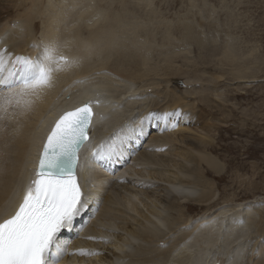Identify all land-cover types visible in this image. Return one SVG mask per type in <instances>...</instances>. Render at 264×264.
Wrapping results in <instances>:
<instances>
[{
	"label": "bare ground",
	"instance_id": "bare-ground-1",
	"mask_svg": "<svg viewBox=\"0 0 264 264\" xmlns=\"http://www.w3.org/2000/svg\"><path fill=\"white\" fill-rule=\"evenodd\" d=\"M150 2L151 0H140L137 3L133 0H0V49L6 46L7 51L13 56L29 53V57L35 58L41 55L45 46L51 45L56 47L58 53L66 55L71 60L63 70L53 73L48 86L25 97L24 100L28 103H13L8 107L7 112H0L2 117L0 118V219L10 212L33 178L38 154L52 122L66 110L89 100L99 99L100 104L93 106L105 115L99 118L96 114L93 118L92 129L96 132L95 138L92 142L90 138L80 151V166L77 174L81 177L83 188H87L85 184L87 165L92 163L90 150L93 149L98 134L108 137L110 142L115 144L116 151L111 156L117 164L123 163L118 158L120 153L124 162H127L122 171L117 173H124L127 168L135 165V175L139 177L130 175L129 177L133 179H123L119 183L115 176H108L94 165V169L91 170L93 179L88 186L93 187L88 192V204L98 208L96 212L93 211L83 230L76 235L77 241L68 243L67 253L72 254V246L74 250L78 245L81 249L87 248L85 250L96 249L95 243L90 244L84 240L88 238L86 237L88 222L110 223L111 220H115L112 227L126 234L125 237H120L124 244L132 246L139 242L137 256L130 259L133 264H167L173 252L179 250L189 253L181 259L184 261L179 260L185 264H264V205L232 206L228 203H233V199L224 198L219 201L220 198L217 197L219 192L217 181L223 180L224 174L228 171L225 162L217 157V151L223 149L225 152L229 151L231 145L225 140L235 128L228 122L227 114L228 102H230L227 95L231 93L227 91L229 94L223 95L224 99L218 100L216 102L218 105L213 106L210 103H214L213 97L218 96V92L215 93L214 89L216 84L212 85V89L201 85L200 90L197 88L187 94L177 92V89L169 85L167 78L173 79L176 76L174 74H178L176 72L182 69L173 64V56L176 55L173 52L171 58L168 55L162 57V61L164 60L162 64L153 63L151 55H148L152 51L151 41L154 42V34L149 31L148 21L152 15L158 14L155 11L153 14V10H149L152 5L148 9ZM139 6V11L143 10L144 16H141L144 13L140 15L136 10ZM142 17L145 22L143 23L144 20L138 22ZM138 23H141L140 27ZM151 24L153 26L154 23ZM188 28L185 27V31L190 32ZM139 32L145 34L143 40H137L136 43L131 41L132 38L126 39L129 34L135 35L134 37L140 36ZM168 32L166 30L165 33L161 32L163 33L161 39L164 41L169 39ZM182 35L187 37L188 34ZM188 37L191 38L189 35ZM232 38L224 39L223 43H220L222 46L217 42L219 47H216L214 41L213 46L211 45L213 48L211 56L217 55L219 59L217 65L222 68L226 66L228 69H226L228 73L220 72L212 80L218 82L224 80L230 83V79L244 81L255 78L256 70L251 69L253 64H257L255 49H252L254 54L251 50H247L248 53H239V46L235 45L236 41L234 42ZM193 42L202 50L199 36ZM203 59L202 61L206 62ZM188 60L186 62L190 64ZM101 69L104 70L101 71L102 73H108L106 77L90 78L92 72L96 71L98 74V70ZM181 73L186 76L185 70ZM138 81L145 83L137 87L134 82ZM197 81H202L201 76ZM188 82L189 80L186 83L191 84ZM203 83L205 84V81ZM148 88H151L149 92ZM193 94L197 95L200 102L185 100ZM176 110L183 115L172 118L178 120L175 127L171 126V121L166 126L163 120L145 121L143 125L140 123L141 118L149 112L163 114ZM210 114H221L224 119L221 118L224 124L217 125L216 133L213 126L208 124L207 118ZM203 121L208 123L201 124ZM99 125H104L108 131L100 132ZM185 126L190 127L189 132L194 135L184 134V129L181 127ZM120 127H124L123 133L116 131V138L112 140L113 135L109 137L110 133L119 130ZM162 128L165 129L164 133H161ZM152 131L154 132L149 135ZM140 137L143 139L142 143ZM220 141L221 144H218ZM177 143L178 146L181 144V148L179 146L172 150L171 146ZM165 146H169L170 149L168 147L166 149ZM209 175L217 178L211 179ZM234 177L240 185L247 181L239 171ZM146 184L150 186L147 188ZM152 186L155 189L150 188ZM138 195L147 201L155 202L153 208L149 204L146 205L147 210L150 207L148 214L137 211L140 218L129 219L113 213L111 203L124 202V205H130V208L131 203L135 201L133 197L138 198ZM132 198L134 201L131 200ZM134 206L132 210L135 211ZM197 209L200 216L195 218L198 215H191L190 211ZM168 210L170 215L166 216ZM124 211L126 212L125 209ZM161 224L165 225L166 231L164 228H162L164 231L161 229ZM223 226H228L231 230L235 229L236 236L232 239L231 235L227 242L228 247L232 243L236 246L232 251L234 253L224 250L218 258L209 254L207 248L216 242L215 232ZM98 229L102 228L98 227ZM114 231L117 232L112 229V232ZM90 234L95 235V233ZM88 239L93 241L96 238ZM117 249L120 250L122 247L119 245ZM110 252L111 256L108 252L103 253L99 250L100 259L111 260L116 251L110 250ZM123 253L129 255L127 252L123 251ZM191 253H195V256L192 257ZM67 255L62 256V264L66 263ZM77 255L80 261L85 256L79 253Z\"/></svg>",
	"mask_w": 264,
	"mask_h": 264
},
{
	"label": "rangeland",
	"instance_id": "rangeland-1",
	"mask_svg": "<svg viewBox=\"0 0 264 264\" xmlns=\"http://www.w3.org/2000/svg\"><path fill=\"white\" fill-rule=\"evenodd\" d=\"M133 1H135L137 3L140 0L139 1L133 0ZM150 6H151V8L149 9ZM147 7L149 10H151V11L153 10L152 11L153 14H154V11L156 14L157 13L159 14V15L158 14L156 15L157 17L155 16V14L154 15L151 14L152 18H150V20L148 21L149 31L152 32V34H154V37H156V38L153 37L154 42L151 41L152 51H151V54L150 53L148 54V55H151V61L153 63L158 62L155 64H159L160 62L162 64V62H164V60L162 61V59L165 58V55L166 56L168 55L169 58H171V56L173 54H176L173 56V62H174L173 64H175V67L177 65L178 68L181 67L180 69L185 70L186 76H184L183 73H181L184 70L183 71L179 70L178 72H176L178 74H174L176 76H174L173 79L170 77H168V78L165 77V78L169 79L168 80L170 82L169 85H171L172 87L177 89L176 90L177 92L179 91L182 94H184L183 92H185V94H187V92H189L191 90H196L197 88H198V90H200L201 85L204 87L205 86L210 87L212 89V85L216 84V87L214 89L216 91L215 93L218 92V96L215 97L216 99L213 97V100H215V102L210 103L213 106L218 105V103H216V102H218V100L224 99L225 95L231 93V94L227 95V98L230 101V102H228L229 106L227 108L228 109L227 114L229 115L228 116V118H229L228 122L232 123L234 125L235 128H234L233 132L234 131L235 132L234 133L232 132L231 134L229 133L228 138L225 140L229 145H231L229 147V151L225 152L224 149H223V151H220V152L217 151V153H218L217 157H219V159H221V161L225 162V164L227 165V170H228L227 173L224 174V179L217 181L218 189L220 192V193L219 192L217 193L218 199L220 198L219 201L223 200L224 198H229V199L234 200L233 203H231V202L228 203L229 205H232V206H235V205L244 206L246 204H254V205H259V206L264 205V0H151L150 4ZM147 7H146V9H147ZM139 9H140V6L136 10L139 11ZM142 13H144L143 10L139 11L140 15ZM144 15H145V13L142 14L141 16H144ZM151 19H152V21H151ZM143 20H144L143 17L141 20L139 18L138 22H140V21L142 22ZM175 20H176V22H175ZM168 21H170V22H168ZM193 21H195V22H193ZM144 22H145V20L143 21V23ZM151 23H154L153 26ZM168 23H169V25H168L169 27L167 26ZM184 23L187 25H185ZM159 24H161L162 26ZM188 24H190V25H188ZM138 25H139L138 27H140L141 23L140 24L138 23ZM181 25H182V27H181ZM151 26H152V30L150 28ZM185 27H189L190 32H188L189 30L185 31ZM181 28H182V30H181ZM164 29L166 30V32L169 31L168 34H169L170 40L166 39L164 41L163 39H161L163 37V36L161 37V34L163 35V33H165ZM169 29H171V30H169ZM176 29H178V30H176ZM161 32H163V33H161ZM191 32H193V33H191ZM185 33L188 34L189 36H191V38L188 37V35H187V37H184L182 34L185 35ZM216 33H218L219 35ZM139 34H140V36H136V37H134L135 35H133V34H129V37H127V38L125 37V38L126 39L132 38L131 41L133 40V42H136L137 40L145 38V37H143V36H145L144 33H143L144 35L141 32H139ZM130 35H131V37H130ZM171 35H172V37H170ZM166 36H167V34H166ZM198 36H199V39L201 40V45L203 46L202 50H200V47L198 48V46H196V43L193 42V41L197 40ZM200 36H202V37H200ZM216 36H217V38H216ZM222 37H223V39H222ZM229 37H233L234 38V39L232 38L233 41L234 42L236 41L235 45L237 44L236 46L237 47L239 46L238 47L240 49V50H238L239 53L240 52L241 53H243V52L248 53L247 50L252 51L253 48L255 49L257 54L254 51H252V52H253V54L255 53L254 54L255 56H257L256 57L257 64H253L251 67L252 70H256L255 78L253 77V78H249L246 80L244 79V81L231 80L230 79V83H229V81H228V83H226L227 81H224V80L220 81V79H219L220 82H218V80L217 81L212 80V78L215 75H218L220 72H223V71L227 72V70H228L226 66H223V68H222L220 65L219 66L221 67V69H219V66L217 65L219 63L218 62L219 59H218L217 55L211 56V54H213V51H212L213 48H211L213 46V41H214V43H216L214 45L216 47H219V46H222V44H220V43H223L224 39L229 38ZM217 42H218V44H220L219 46H218ZM202 43L203 44L205 43L204 44L205 46ZM242 45L244 47H242ZM187 49H188V51H187ZM167 52H168V54H166ZM172 52H173V54H172ZM201 52H202V54H201ZM28 55H29V53H27L24 56H28ZM160 55H163V56H160ZM175 56H177V57H175ZM201 56H203V57H201ZM157 57H159V58H157ZM180 57L182 60L180 59ZM187 57L189 60L186 59ZM199 58L200 59L205 58L203 60H206V62L202 61V59L200 61ZM212 58H213V60H212ZM257 58H258V60H257ZM157 59H159V60H157ZM187 60L190 61L194 66L191 63H190L191 65H190L189 62H186ZM210 60H212V61H210ZM204 64H206V65H204ZM215 65H217V66L215 67ZM194 67H196V68H194ZM257 70H259V71H257ZM101 71H104V70H102V69L98 70V74L96 71L92 72V74H90V78L97 79L99 77L103 78V77H106V75H108V73H102ZM205 72H206V74H205ZM177 75H179V76H177ZM199 76H201L202 81H197V78L199 79ZM207 76H209V77H207ZM208 78L211 80H209ZM188 80H189L188 83H191V84L186 83ZM227 80H229V79H227ZM194 81H196L197 83ZM204 81H205V84L203 83ZM210 81H211V83H210ZM216 82H218V83H216ZM134 83H135V86L139 87V86L143 85L145 82H139L138 81V82H134ZM226 85L228 86V88H226L227 87ZM150 89L151 88H148V92L150 91ZM227 91H229V93H227ZM219 92H220V94H219ZM188 95H190V94H188ZM190 97H193V98H190ZM185 100L191 101V102L193 101L194 103L200 102V100L197 98V95H194V94H193V96H188V98ZM203 103H200V104L202 105ZM206 103H208V102H206ZM206 103H204V104H206ZM205 112L207 113V111H205ZM229 112L231 114H229ZM221 118H222V120H224L221 114H216V115L210 114V116H208V118H207V120L209 119V123H208V121L207 122L203 121L201 124H205V123L211 124L213 126L214 132L216 133L217 132L216 128H218V126L222 125V123L224 124V121H222ZM210 119H212V120L210 121ZM217 121H219L220 124ZM192 126H195V125H192ZM181 128L184 129V134L194 135L193 133L191 134V132H189L190 127L185 126V127H181ZM242 130H244L243 131L244 133L242 132ZM238 132H241V133H238ZM225 135L227 136L226 133H225ZM218 144H221V141L218 142ZM145 146H146V144H145ZM179 146L177 143L174 146H171V149L173 150L175 147L181 148V144H179ZM165 147H166V149H167V147L170 149L169 146H165ZM236 148H238L237 151H235ZM141 150H139V151H141ZM240 160H242V161H240ZM126 161H128V160H126ZM129 162H131V161H129ZM242 163H243V165H242ZM130 167L131 168H127L123 174L124 175L127 174L128 176L132 175L133 177H139V176L135 175L136 166L134 165V166H130ZM238 171H239V174L240 173L243 174V177L245 178V180L247 179V181L245 183H243L242 185H240V183H238L234 177V174ZM165 174L167 175V173H165ZM145 176H147V174ZM149 177L150 176H148V178ZM148 178H147V181H148ZM209 178L215 179L217 177H215L213 175H209ZM240 179H241V177H240ZM234 180H235V183H234ZM121 182H119V183H121ZM148 185L149 184H146L145 187L148 188L150 186V185L149 186ZM169 186H170V184H169ZM150 188L155 189V187H153V186ZM155 192L156 191H154V193ZM123 194H125V192H123ZM217 197H216V199H217ZM133 198L135 199V201ZM133 198L131 200L134 201L133 203H135L134 204L135 206L133 205V203H131L132 207H130V208H129L130 205H124V202H122V203H111V206L113 207V210H114L113 213L117 216H120V217H127L129 219L130 218L138 219L140 217L138 216L137 211H139V212L142 211L145 214H148L149 213L148 210L150 209V207L153 208L155 205V202L147 201V199H144L143 197H142L143 198L142 199L140 195H138V198H137V196H136V198L135 197H133ZM147 204L150 205V207H148V210H147V206H146ZM133 206L135 208V211L132 210ZM124 209L126 210V212L124 211ZM128 212H130V213L128 214ZM190 212L192 213L191 215H198L199 214L198 209L192 210ZM230 213L231 212H228V214H230ZM168 214L170 215L169 210L166 211L165 215L168 216ZM199 216L200 215L196 216L195 218H198ZM114 222H116V221L111 220L110 223L104 222V221H103V223H100L99 221H96L94 223L88 222L87 223L88 234L86 235V237H88V238L93 237L96 239H94L93 241L89 240L88 238L84 239V240L88 241L90 244L95 243L96 251L101 250V252H103V253L108 252V254L110 256L112 255L110 250H113V252L116 251V254L112 256V259L105 261V260L100 259V254H98V256L97 255H90L89 257H85L84 260L81 262L75 261L76 264H123L124 262H125V264H133V263H131L132 261H130V259L131 258L134 259L137 256V254L139 252V251L137 252V250H139V242L135 243V245H132V246L124 244L121 241L120 237H125L126 234L122 230H117V229L113 228L112 225ZM90 224L93 226H90ZM115 225H116V223H115ZM106 226H108L109 228H107ZM98 227H101L102 229H98ZM160 227H161V229L164 228V230L166 231L165 225L161 224ZM112 229L116 230L117 232H115V231L112 232ZM218 231H220V232H218ZM218 231L215 232V234L217 236L216 242H214L213 244H211L207 248L209 250V254H213V255H215V257L220 258V256L222 255L221 252L224 250H225L224 252L229 251L230 253H234L232 251L235 248L236 244L232 243L228 247L227 239L231 235H232V239L236 236L234 234L235 229L231 230L228 226H223ZM90 233H95V235L90 234ZM96 235L98 237H100L101 239H103V242H99ZM71 242H72V240H71ZM119 245L122 247V249H120V250L117 249V247H119ZM73 247L74 246H72V251H73ZM77 247L81 248V246H79V245ZM75 249H76V247H75ZM85 249H87V248H85ZM123 251L127 252L129 255H125V253H123ZM77 254L78 253H76L75 255L72 254V256L76 257L78 260L79 257ZM185 254L187 255L189 253L188 252L187 253L181 252L180 250L174 251L172 254V257L169 259L170 261L167 264H185V263L181 262V261H184L181 259L185 258ZM191 254H192V257L195 256L194 255L195 253L194 254L191 253ZM179 260H181V261H179ZM71 261H74V258H72ZM78 261H80V260H78ZM191 261L192 260L190 259L189 262H191Z\"/></svg>",
	"mask_w": 264,
	"mask_h": 264
},
{
	"label": "snow or ice",
	"instance_id": "snow-or-ice-1",
	"mask_svg": "<svg viewBox=\"0 0 264 264\" xmlns=\"http://www.w3.org/2000/svg\"><path fill=\"white\" fill-rule=\"evenodd\" d=\"M71 63L55 46H45L38 57L13 56L0 49V112H7L13 103H28L24 98L51 83L53 73ZM89 100L72 110L64 111L47 135L33 178L28 182L22 202L13 214L0 219V264H58L67 253V242L58 239L64 229L88 208V199L77 177L80 150L89 142L93 123V105ZM183 115L176 110L163 114L149 112L140 120L171 121L175 127ZM2 118V117H0ZM116 134L112 140H115ZM116 146L102 142L92 150L95 159L115 154ZM93 239V237H90ZM80 255L98 254L78 249Z\"/></svg>",
	"mask_w": 264,
	"mask_h": 264
}]
</instances>
